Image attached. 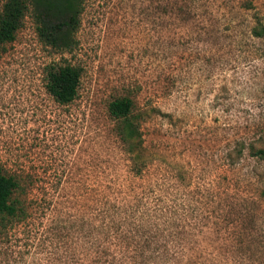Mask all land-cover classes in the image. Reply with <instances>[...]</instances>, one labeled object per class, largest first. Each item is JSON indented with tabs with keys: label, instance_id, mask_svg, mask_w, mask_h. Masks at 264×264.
<instances>
[{
	"label": "rangeland",
	"instance_id": "obj_1",
	"mask_svg": "<svg viewBox=\"0 0 264 264\" xmlns=\"http://www.w3.org/2000/svg\"><path fill=\"white\" fill-rule=\"evenodd\" d=\"M256 16L264 0H84L62 53L27 15L0 46V169L25 207L0 264H264ZM67 64L59 105L45 72ZM122 98L128 123L108 113Z\"/></svg>",
	"mask_w": 264,
	"mask_h": 264
},
{
	"label": "trees",
	"instance_id": "obj_2",
	"mask_svg": "<svg viewBox=\"0 0 264 264\" xmlns=\"http://www.w3.org/2000/svg\"><path fill=\"white\" fill-rule=\"evenodd\" d=\"M83 2L84 0H4L0 9V46L14 40L25 17L29 15L38 39L44 46L57 52L70 53L77 45L74 34L79 26ZM255 18L251 36L264 38V18ZM44 79L46 92L59 105L69 104L76 98L80 84V70L77 67L69 64L51 65L47 68ZM108 113L115 121L124 119L128 123L130 100H113L108 104ZM253 146L250 145L249 154L258 160H264V147L254 150ZM241 153L242 151L238 155ZM20 188L13 176L3 174L0 169V230L5 229L4 220L25 215V207L15 197Z\"/></svg>",
	"mask_w": 264,
	"mask_h": 264
}]
</instances>
